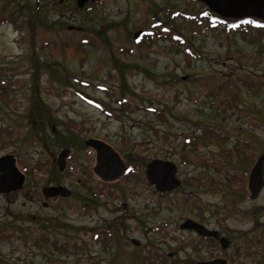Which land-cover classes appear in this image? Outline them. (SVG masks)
Listing matches in <instances>:
<instances>
[{
	"label": "rangeland",
	"instance_id": "1",
	"mask_svg": "<svg viewBox=\"0 0 264 264\" xmlns=\"http://www.w3.org/2000/svg\"><path fill=\"white\" fill-rule=\"evenodd\" d=\"M202 5L0 0V78L11 80L0 94V157L11 155L26 176L22 189L0 194V264H194L197 237L179 228L187 217L230 231L250 250L241 264H264V243L245 241L249 211L262 209L264 231V190L248 198V174L264 155V35L211 25ZM157 21L188 43L173 44L168 32L134 40ZM90 138L131 171L101 182ZM65 148L72 157L62 172ZM152 159L177 165L180 188L162 194L148 183ZM54 184L71 195L45 199L42 188ZM108 225L123 234L92 235Z\"/></svg>",
	"mask_w": 264,
	"mask_h": 264
},
{
	"label": "water",
	"instance_id": "2",
	"mask_svg": "<svg viewBox=\"0 0 264 264\" xmlns=\"http://www.w3.org/2000/svg\"><path fill=\"white\" fill-rule=\"evenodd\" d=\"M88 0H78V6H83ZM205 4L212 12L225 17L234 19H243L247 17L257 18L264 21V0H197ZM70 26L69 29H74ZM142 31L134 35L138 39ZM87 145L92 146L97 151V167L95 172L106 181H114L122 176L127 170V165L122 160L120 154L116 152L108 143L90 138ZM69 150L64 149L59 157L58 165L61 170L65 167L66 157ZM264 155H261L253 168L249 178L250 198L259 196L264 188ZM147 178L151 184L155 185L160 191H168L177 188L181 180L177 177V166L169 160L155 159L148 164ZM26 176L18 168L16 160L11 156L0 157V193H10L23 188ZM45 199H51L57 196L69 197L71 190L65 186H46L43 188ZM183 226L194 228L202 235L219 236L218 232L208 231L203 226L188 220ZM225 238L222 239L224 244ZM204 264H228L225 259H216Z\"/></svg>",
	"mask_w": 264,
	"mask_h": 264
},
{
	"label": "flooded vegetation",
	"instance_id": "3",
	"mask_svg": "<svg viewBox=\"0 0 264 264\" xmlns=\"http://www.w3.org/2000/svg\"><path fill=\"white\" fill-rule=\"evenodd\" d=\"M88 2H89V0L87 2H85V4H83V6H80V8H83ZM77 5H78V0H77ZM99 140H101V139H99ZM85 145H86V147H88L87 148V152H89L88 154L91 155V156L92 155L95 156V159H96V166L94 167V172H95V169L97 167V151L92 146L87 145V140L85 141ZM65 149H68L69 152H68V155L66 157L65 167H64L63 170H61L60 166L58 165V160H59L61 152L64 149L59 153V155H58V157L56 159V163L58 165V168L62 172H64V170L68 168L69 160L72 157L71 154H70V152H71L70 148H65ZM153 160H155V159H152L151 161H153ZM148 164H147V168L145 170L146 179H147L148 183L155 188L156 191H158V192H160L162 194H165V193L173 192V191L177 190L178 188H180V186L182 185L183 182L178 177V172H177V177L181 180V184H180V186L178 188H174V189L168 190V191H160L159 189H157L156 186L151 184L150 181L147 178ZM130 169H131L130 166L127 165V170L125 171V173L122 176H120L119 178H117L116 180H114V181H106L103 178H101L96 172L95 173L99 177L101 182H103V183H114V182L120 181L127 173L130 172ZM177 171H178V167H177ZM250 173H251V171H250ZM250 173L248 174V190H249L248 198L250 200H252V201H256V200H258L260 198L264 188H263V190L261 191V193L259 194V196L257 198H254V199L250 198V195H251V191H250V188H249ZM54 186H60V184H54ZM63 186H65V185L63 184ZM43 188H42V190H43ZM42 193H43V191H42ZM100 193L101 192H95L94 196L95 197L102 196V194H100ZM190 194H192V193H190ZM59 198H67V197L57 196V197H54V198H51V199L55 200V199H59ZM249 212H251V213H250V215H248L249 217H247V219L248 220H252L253 219L254 228L252 229V231L245 233V235H249L250 236V237L247 236L248 239L245 240V241L248 243V245L261 246L264 243V240H263V238L256 237V233H257V231H261V233H263L264 231L261 228L260 223L257 221L256 217H257V215H261L262 214V209L259 207V208L253 209V210H251ZM202 213H204V212H202ZM199 214H201V212ZM197 218L194 219L192 217H187V218H185L183 220V222H181L179 224V228L181 230H183V232H188V233L194 234L197 237L195 244L192 245V247L194 248V250L197 252V255H198L197 259L194 262V264H204L206 262H211V261H214L216 259H225L228 262V264H241L240 263L241 258L243 256H245V255H247V256L250 255V250H248V248L247 249L243 248L238 243V240L235 239V237L231 234L230 231L228 232V235H226L225 232L222 229L218 228L217 226H212L209 223V221H207V220L205 221L204 218H202V217H201L202 219L201 218L197 219ZM188 220L194 221L195 223H197V224L203 226L204 228H206L208 231H211V232H213V231L215 232L216 231V232H218L219 236L216 237V236H210V235H202L201 233L196 231L194 228H188V227L183 226ZM239 232L240 231H236L234 233L236 234V233H239ZM125 233H126V231H125ZM93 234L95 235V237L97 239H102L101 242L102 241H108L112 237H114L115 235H116L115 238L120 237L123 234V228H122L121 225H116L115 229L113 230L112 229V225H108L107 228H103V229H99V230L93 231L92 235ZM223 238L226 239V241H224V244L222 242ZM130 242H131V245L134 246V251L136 253H139V251H140V253H141V246H142L141 241L138 238H134L133 237V238H131ZM161 256H163V254H161ZM232 259H234L236 261L234 263H231Z\"/></svg>",
	"mask_w": 264,
	"mask_h": 264
},
{
	"label": "trees",
	"instance_id": "4",
	"mask_svg": "<svg viewBox=\"0 0 264 264\" xmlns=\"http://www.w3.org/2000/svg\"><path fill=\"white\" fill-rule=\"evenodd\" d=\"M202 7L204 8L206 6L203 4ZM201 13H202L201 17H207L211 25L216 26L218 24H225L228 31H231V30L237 31V29H240L242 32H244V34H247V33L252 32L250 31V28H256V30H258L260 34L264 35V21L260 19L251 18V17H247L243 19L225 18V17H222L210 11L208 8H206L205 11L202 10ZM181 14L185 18H189L187 14H184V13H181ZM170 22H172V18H170ZM166 23H162V21L152 22L153 30L151 31L145 30L143 34V38L145 37H150L151 39L155 37L161 38L163 33L168 32L170 40L173 42V44L175 45L182 44L183 40L185 41V43H188L187 38L184 35H182L181 33H177L178 31L175 32L174 26H172L173 22L172 24H170L171 26L170 28L166 25ZM159 26H162V27H159ZM187 48L189 49V47ZM8 86H11V80H9L5 76L0 78V94L4 95V87H8ZM120 103L121 104L124 103V100H121ZM38 114L40 115V113H36V115ZM190 139H192V137L188 138L189 141Z\"/></svg>",
	"mask_w": 264,
	"mask_h": 264
},
{
	"label": "snow or ice",
	"instance_id": "5",
	"mask_svg": "<svg viewBox=\"0 0 264 264\" xmlns=\"http://www.w3.org/2000/svg\"><path fill=\"white\" fill-rule=\"evenodd\" d=\"M250 22V21H249Z\"/></svg>",
	"mask_w": 264,
	"mask_h": 264
}]
</instances>
